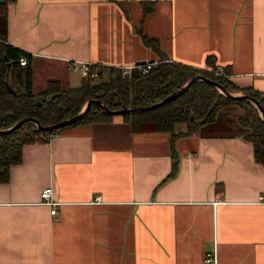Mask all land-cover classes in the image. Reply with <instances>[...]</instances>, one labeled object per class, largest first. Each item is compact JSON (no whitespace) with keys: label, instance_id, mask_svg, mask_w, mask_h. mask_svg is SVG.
Returning <instances> with one entry per match:
<instances>
[{"label":"crops","instance_id":"obj_1","mask_svg":"<svg viewBox=\"0 0 264 264\" xmlns=\"http://www.w3.org/2000/svg\"><path fill=\"white\" fill-rule=\"evenodd\" d=\"M138 29L166 59L221 64L264 92V0L7 3V42L30 53L34 93L79 85L66 60H157ZM214 250L215 264H264V166L240 137L133 131L113 115L25 144L0 182V264H212Z\"/></svg>","mask_w":264,"mask_h":264},{"label":"trees","instance_id":"obj_2","mask_svg":"<svg viewBox=\"0 0 264 264\" xmlns=\"http://www.w3.org/2000/svg\"><path fill=\"white\" fill-rule=\"evenodd\" d=\"M8 1L0 0V128L26 116L36 118L43 125L50 124L76 114L88 99L102 100L112 110L122 104H151L197 74L217 81L229 91L254 97L264 110V92L251 86H238L208 68L166 59L157 41L144 35L141 29L138 31L143 42L159 54L156 64L148 72H133L122 77L120 68L102 66L98 78L82 76L79 85L66 88L58 81L50 80L43 91L34 93L31 90L30 53L7 42ZM151 3L142 2L144 13ZM22 55L27 58L25 65L18 62ZM113 115L126 118L133 131H169L173 137L195 132L202 136L240 137L252 144L254 159L264 166V122L258 109L245 98L219 94L207 81L196 80L169 102L130 114H107L97 103L91 102L85 116L70 125L104 121ZM177 124H185V129L176 130ZM34 126L33 122H26L9 133L0 134V182L7 181L10 166L22 160L25 144L47 141L55 132L67 127L37 131ZM176 169L177 162L173 159L169 175Z\"/></svg>","mask_w":264,"mask_h":264},{"label":"water","instance_id":"obj_3","mask_svg":"<svg viewBox=\"0 0 264 264\" xmlns=\"http://www.w3.org/2000/svg\"><path fill=\"white\" fill-rule=\"evenodd\" d=\"M196 80H204V81L209 82L218 90L219 94H223L226 97L245 98V99L249 100L258 109L260 117L264 122V110H263L262 106L259 104V102L254 97H251V96H249L245 93H242V92L229 91L223 85L218 83L217 81H215L213 79H209L208 77L204 76L203 74H197V75H193L192 77L188 78L176 90L167 94L166 96H164L159 101L153 102L151 104H147V105H133V104L124 105V104H122L120 106V108L112 110V109L108 108L102 100L88 99L84 102V104L82 105L80 110L76 114H74L70 117L64 118L62 120H58V121L50 123V124L43 125L36 118L26 116V117L18 119L16 122L11 124L10 126H7L5 128H0V134L9 133V132L17 129L19 126H21L22 124H24L26 122H33L35 124L34 130H37V131H47V130H52V129H57L60 127L68 126V125L80 120L81 118H83L85 116V114L87 113V111L90 108L91 102L97 103L99 105V107L101 108V110L107 114H123V113H129L130 114V113L141 112V111H145L148 109L156 108V107L176 98L178 95L183 93L189 87V85L191 83H193ZM216 100H217V98L215 99L214 103L216 102Z\"/></svg>","mask_w":264,"mask_h":264},{"label":"built area","instance_id":"obj_4","mask_svg":"<svg viewBox=\"0 0 264 264\" xmlns=\"http://www.w3.org/2000/svg\"><path fill=\"white\" fill-rule=\"evenodd\" d=\"M68 66L76 72H79L81 76H90L93 78L99 77V67H102L104 65L90 62L87 60H79V59H73V60H66ZM19 64L25 65L27 64V58L25 56H20L18 59ZM157 60H146L143 62H137L133 64H125L116 66L120 68L121 70V76H129L133 72L144 74L149 71V69L156 64ZM209 70H212L215 75H223L228 77L229 73L224 69V67L221 64H215L213 66L207 67ZM40 201L41 203L47 204L51 206L50 212L54 213L56 210L57 201H55L52 198V187L51 186H45L40 190L39 193ZM204 261L206 263H216V252L211 251L207 252L204 256Z\"/></svg>","mask_w":264,"mask_h":264},{"label":"rangeland","instance_id":"obj_5","mask_svg":"<svg viewBox=\"0 0 264 264\" xmlns=\"http://www.w3.org/2000/svg\"><path fill=\"white\" fill-rule=\"evenodd\" d=\"M78 73H79V72H78ZM79 74H80V73H79ZM125 119H126V118H125ZM182 127L184 128V127H185V124H178V125H177V128H182ZM184 129H185V128H184ZM184 129H183V130H184Z\"/></svg>","mask_w":264,"mask_h":264}]
</instances>
